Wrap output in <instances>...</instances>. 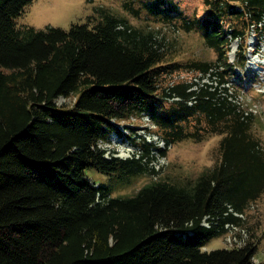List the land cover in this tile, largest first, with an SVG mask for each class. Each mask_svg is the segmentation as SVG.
Instances as JSON below:
<instances>
[{"label":"trees","instance_id":"16d2710c","mask_svg":"<svg viewBox=\"0 0 264 264\" xmlns=\"http://www.w3.org/2000/svg\"><path fill=\"white\" fill-rule=\"evenodd\" d=\"M30 1L0 0V264H255L254 242L202 248L226 234L225 226L240 228L235 214L264 193L253 115L226 87L246 61L239 52L228 61L231 42L249 31L264 34V0H204L206 14L191 21L171 2L144 3L156 21L199 32L216 56L186 65L210 84L164 88L162 76L180 67L153 30L103 8L94 22L68 30H16L13 20ZM58 98L75 100L58 106ZM142 116L166 146L221 136L219 160L193 181H153L112 197L113 182L157 174L151 150L165 154L141 138L126 159L99 147L111 133L125 137L117 123ZM90 169L111 183L91 182Z\"/></svg>","mask_w":264,"mask_h":264},{"label":"rangeland","instance_id":"374dc122","mask_svg":"<svg viewBox=\"0 0 264 264\" xmlns=\"http://www.w3.org/2000/svg\"><path fill=\"white\" fill-rule=\"evenodd\" d=\"M154 0H31L13 20L16 30L33 29L44 31L47 28H59L68 30L72 25L84 24L89 18L94 22L97 10L103 8L117 17L125 18L129 24L139 30H153L156 38L164 39L166 46L163 50L168 53L167 60L178 63L180 69L162 76L161 85L163 88L173 86L177 83H190L199 81L210 84L209 79L200 80V74L187 69L186 65L192 62H214L215 53L204 45L203 38L199 32H185L180 29L179 21L172 24H163L149 16L142 8L144 3ZM171 2L178 7L182 16L188 20L194 17L201 18L206 14L204 0H164ZM124 3L138 11L137 15L129 13L124 9ZM92 17V18H91ZM229 23V20L226 22ZM225 23V28L229 25ZM230 24V23H229ZM230 28V27H229ZM242 49H240V48ZM236 52L245 55V67L236 69L237 76L229 78L227 87L228 94L232 95L233 102L240 104L243 111L253 115L252 134L259 141L264 149V34H253L252 31L245 33L242 42L235 40L230 44L228 61H235ZM213 87H219L213 80ZM74 98H58V106L70 107ZM177 98L166 99L168 107ZM117 133L109 135V141L100 143L99 147L106 150V155L120 159L130 158L135 148L132 140L139 143L140 138L145 142L165 149V154H155L156 160L151 167L157 173L150 176L142 175L137 177L131 185L113 184L112 197H124L135 194L141 187L153 181L169 180L183 184L186 181H193L204 171L211 169L219 160L218 143L221 136H210L200 142L191 139L172 145H163L159 131L153 126L148 117L130 118L116 125ZM90 181L98 184H110L109 178L97 173L94 170H87ZM241 232L226 233L208 242L202 251L210 252L217 249H231L247 242L256 243L253 261L255 264L264 261V193L258 200L252 202L243 215ZM244 246V245H243Z\"/></svg>","mask_w":264,"mask_h":264},{"label":"built area","instance_id":"2783aa9c","mask_svg":"<svg viewBox=\"0 0 264 264\" xmlns=\"http://www.w3.org/2000/svg\"><path fill=\"white\" fill-rule=\"evenodd\" d=\"M236 216L238 217H241L243 218L242 215H237L235 214ZM225 228L227 229V233H235V232H241V229L239 227H235V226H225ZM244 244H241L240 246H237L236 248H241Z\"/></svg>","mask_w":264,"mask_h":264},{"label":"clouds","instance_id":"9594fccd","mask_svg":"<svg viewBox=\"0 0 264 264\" xmlns=\"http://www.w3.org/2000/svg\"><path fill=\"white\" fill-rule=\"evenodd\" d=\"M163 143V142H162ZM163 145H164V143H163ZM160 148V147H159ZM162 148H164V147H162Z\"/></svg>","mask_w":264,"mask_h":264}]
</instances>
